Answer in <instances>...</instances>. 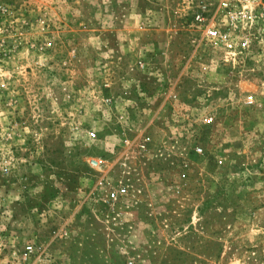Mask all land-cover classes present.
I'll return each mask as SVG.
<instances>
[{
  "label": "rangeland",
  "instance_id": "obj_1",
  "mask_svg": "<svg viewBox=\"0 0 264 264\" xmlns=\"http://www.w3.org/2000/svg\"><path fill=\"white\" fill-rule=\"evenodd\" d=\"M224 1L0 0V264H264V0Z\"/></svg>",
  "mask_w": 264,
  "mask_h": 264
},
{
  "label": "built area",
  "instance_id": "obj_2",
  "mask_svg": "<svg viewBox=\"0 0 264 264\" xmlns=\"http://www.w3.org/2000/svg\"><path fill=\"white\" fill-rule=\"evenodd\" d=\"M236 0H225L223 3L224 8L230 7V2ZM205 12H201L196 15L195 23L199 27V30L203 32V37L212 45L222 48L226 52V56L230 58L236 57L243 51L249 48V42L246 39H238L235 36L226 34L211 26L208 27L207 20L205 18ZM91 138H95L94 134L90 135ZM95 167H99L97 163H93ZM118 200V194L116 192L108 195V201L116 202ZM38 255V250L34 243H28L23 251L22 259L24 261H30Z\"/></svg>",
  "mask_w": 264,
  "mask_h": 264
}]
</instances>
